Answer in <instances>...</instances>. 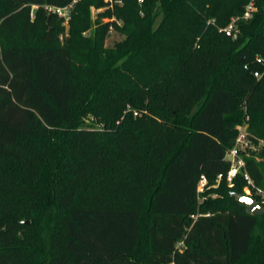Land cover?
<instances>
[{
  "label": "trees",
  "instance_id": "obj_1",
  "mask_svg": "<svg viewBox=\"0 0 264 264\" xmlns=\"http://www.w3.org/2000/svg\"><path fill=\"white\" fill-rule=\"evenodd\" d=\"M72 1L0 0V264H264V0Z\"/></svg>",
  "mask_w": 264,
  "mask_h": 264
},
{
  "label": "built area",
  "instance_id": "obj_2",
  "mask_svg": "<svg viewBox=\"0 0 264 264\" xmlns=\"http://www.w3.org/2000/svg\"><path fill=\"white\" fill-rule=\"evenodd\" d=\"M107 3V7H113L115 4H122L123 0H104ZM78 0H73L70 4L66 6H48V8L58 14V16L62 17L64 19V24L66 27H69V21L71 19V11L74 8L75 3H77ZM96 9V8H95ZM102 8H99V10ZM256 0H250L248 4L246 5L245 12L243 14L244 19H249L254 11H256ZM240 17H234L232 18L231 22L225 26L221 27L219 30L221 32H225L227 35L232 37H237L238 34V27L237 22ZM114 28L111 26L110 31H113ZM259 61H261V58H258ZM254 75L257 78H260L262 76V72L255 71ZM252 147V139H251V133L248 130V123H244L242 125L238 126V135L235 140V144L231 149H229L226 152L225 158L230 161V169L227 175V179L229 182H231V185L233 184V180L238 176L242 175L244 179L246 180V186H245V193L246 195H249L252 197L253 193L258 196L264 204V190L261 187H258L255 183L254 178L251 176L249 171L247 170L246 165V159L245 156H247V153L249 149ZM222 176L220 175L218 177V180L216 182V185L219 184ZM209 185V180L205 174H202L197 190L198 193L203 192Z\"/></svg>",
  "mask_w": 264,
  "mask_h": 264
},
{
  "label": "rangeland",
  "instance_id": "obj_3",
  "mask_svg": "<svg viewBox=\"0 0 264 264\" xmlns=\"http://www.w3.org/2000/svg\"><path fill=\"white\" fill-rule=\"evenodd\" d=\"M139 1L143 2V0H139ZM104 10H105V8H102L100 10L97 8L95 9V7L91 8V19H92V26L93 27L96 26L97 19L99 18L100 14ZM161 19H162V16L160 15L155 22L154 28L157 27V25L160 23ZM103 21L104 22L108 21V18H103ZM67 29H68V27H67ZM123 38H124V35L118 31H116L115 29L113 31H109L108 37L106 39V46H113L115 43L121 41ZM83 125L88 126V127L89 126L92 127L95 124L92 123L90 120H86ZM251 139H252V147L249 149L247 156L253 155V153H251V151L256 150V149H257V155H260L264 149V137H258L256 135L252 134ZM257 159H258V161H263V163H264V159L262 157L258 156ZM245 195H246V193H245ZM262 205L264 206V204H262ZM262 227H264V226H262ZM143 249H147L146 240H144V242H143Z\"/></svg>",
  "mask_w": 264,
  "mask_h": 264
},
{
  "label": "water",
  "instance_id": "obj_4",
  "mask_svg": "<svg viewBox=\"0 0 264 264\" xmlns=\"http://www.w3.org/2000/svg\"><path fill=\"white\" fill-rule=\"evenodd\" d=\"M232 195L239 199L240 203L246 206V211L253 215H259L264 213V206L260 204L257 200L249 195H243L241 193L234 192ZM28 222V221H26Z\"/></svg>",
  "mask_w": 264,
  "mask_h": 264
}]
</instances>
